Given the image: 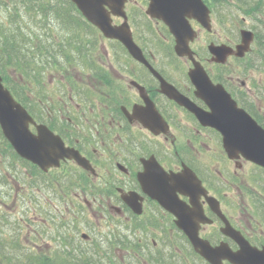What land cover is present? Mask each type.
<instances>
[{
    "label": "flooded vegetation",
    "instance_id": "obj_1",
    "mask_svg": "<svg viewBox=\"0 0 264 264\" xmlns=\"http://www.w3.org/2000/svg\"><path fill=\"white\" fill-rule=\"evenodd\" d=\"M149 4L150 0H125L123 5L141 49L140 59L118 40L99 32L101 39L121 46L125 57L119 56L117 64H106L98 56L102 64L96 60L93 65L80 64L75 56L71 64L44 72L48 78L42 84L37 79L30 83V89L40 92V97L31 98L28 109L36 124H45L87 164L66 158L47 171L36 166L51 190L46 199L51 209L47 215L50 228L61 232L48 237L45 249L33 240L30 251L34 258H40L37 254L44 250L49 264H210L197 252V239L192 235L212 246L227 243L236 250L235 240L222 231L226 221L252 245L264 244V238L254 236L258 222L255 226L250 222L249 230L235 219L244 207L243 202L239 205L244 187L238 169L251 162L242 156L230 159L221 134L163 90L160 78L197 107L209 110L195 94L189 57L175 54L174 33L162 19L148 14ZM110 18L114 25L125 20L113 12ZM83 20L92 23L85 16ZM191 21L199 28L196 20ZM198 37L199 30L190 46ZM163 39L165 48L157 42ZM240 41L238 33L225 43L235 46ZM207 42L224 43L216 38ZM191 48L213 82L222 83L238 101L243 98L242 89L248 86H239L232 80L239 77L225 69L233 60L242 72V58L229 55L225 64L215 63L204 44ZM170 53L178 58L181 69L175 67ZM256 91L248 88L247 93ZM32 131L37 133L35 125ZM179 173L184 176L169 178ZM250 179L254 188L245 190L264 220V203L259 198L264 183L256 177ZM60 180L70 184L71 191L64 192ZM13 187L15 201L19 189L16 184ZM231 189L235 194L228 199ZM4 246L1 242V264H5Z\"/></svg>",
    "mask_w": 264,
    "mask_h": 264
},
{
    "label": "water",
    "instance_id": "obj_2",
    "mask_svg": "<svg viewBox=\"0 0 264 264\" xmlns=\"http://www.w3.org/2000/svg\"><path fill=\"white\" fill-rule=\"evenodd\" d=\"M72 1L105 37L120 40L135 58H141V50L133 40L127 21L125 20L120 25H113L111 22L110 12L122 15L126 19L123 11L125 0ZM147 12L153 17L163 19L169 25L176 37L175 51L181 56H188L192 61L193 67L189 71L190 80L196 87L195 94L207 104L209 110L197 107L160 78L165 93L189 108L202 124L217 129L222 134L223 147L230 158L243 156L264 167V127L237 104L221 83L212 82L200 62L195 60L193 51L189 47V42L196 36L189 19L198 20L210 30L208 7L202 0H150ZM241 36V43L235 48L226 44L210 43L208 48L213 54L211 60L223 63L230 54L243 56L250 49L253 32L243 29ZM30 124H35V121L26 108L4 86L0 76V127L15 151L43 170L58 166L60 160L66 158L74 159L87 167L80 153L65 146L59 135L43 124L36 125L37 134H34L30 129ZM182 176L184 173L170 175L169 178H182ZM222 231L239 244V249L233 251L227 243L214 247L206 241L201 242L198 236L192 235L197 239L195 241L196 250L212 264H222L224 259L233 264H264V247L259 249L250 245L228 221Z\"/></svg>",
    "mask_w": 264,
    "mask_h": 264
},
{
    "label": "trees",
    "instance_id": "obj_3",
    "mask_svg": "<svg viewBox=\"0 0 264 264\" xmlns=\"http://www.w3.org/2000/svg\"><path fill=\"white\" fill-rule=\"evenodd\" d=\"M206 1L215 14L222 15L226 9H230L233 13L237 9L250 18H255V24L251 26L255 32V41L246 60L250 63L247 65L256 64L264 73V21L261 19L264 13V0ZM59 25L63 27L66 34L58 30ZM98 33L99 31L93 25L83 20V16L70 0H0V73L5 84L29 109V98L23 92L29 90L27 82L31 79L32 71L36 70L40 80L46 67L55 68L66 63L71 64L75 56L82 61L80 64H90L92 58L88 59L87 53H95L98 49L94 43L98 41ZM9 69L17 70L24 81L13 83L9 73L8 75L4 73ZM255 86L253 88L254 91L257 90L255 96L263 99L264 95L260 90L264 91V81ZM242 96L243 100L239 99L240 104L264 126V107H259L250 95L243 93ZM0 153L8 157L7 162L13 167L18 165H21L22 169L26 167L28 172L22 173L24 175L26 173L28 180L32 177L31 183L36 176H42L43 173L35 165L15 153L2 135L1 129ZM8 168L0 167L2 178H7ZM16 180L19 181V175ZM5 194L8 196L9 192L6 190ZM3 218L2 212L0 222ZM15 221L19 231L26 223L30 225L26 217L17 218ZM6 239L7 237L3 235V240ZM22 249L26 252L25 246H22Z\"/></svg>",
    "mask_w": 264,
    "mask_h": 264
},
{
    "label": "rangeland",
    "instance_id": "obj_4",
    "mask_svg": "<svg viewBox=\"0 0 264 264\" xmlns=\"http://www.w3.org/2000/svg\"><path fill=\"white\" fill-rule=\"evenodd\" d=\"M229 6V5H227ZM215 13V12H214ZM227 13V14H226ZM3 18H5V14H3ZM261 19L264 21V13L261 15ZM252 24H255V18L252 19L249 16L243 14L240 10L235 9L234 12L230 9H226V12H223L221 14H214L212 16V32L209 33L203 28H197L199 30V37L197 40L193 43L192 47L196 49V47H199L200 45L206 47V44L208 43V40H211L213 38L219 39L222 42H225L227 39L236 37L239 33V29L241 27H248L252 28ZM58 30L64 34L66 32L64 31L62 26H58ZM136 37H137V31ZM97 36V35H96ZM95 36V38H96ZM98 41L94 42L96 43V46L98 49L96 50V53H87V58L91 59L92 62H90L91 65L96 64L93 62L96 60L98 63L102 64L98 59H102L106 64L115 63L117 64V59L119 56H124L123 52L120 51V45L118 43L115 44V41L111 40H103L99 36ZM139 38V35H138ZM136 40H138L136 38ZM140 41V40H139ZM98 42V43H97ZM160 45H162L165 48L166 42L163 39L162 41H157ZM171 59L174 62L175 67L177 69H181V66L179 63L178 58H175L174 54L170 53ZM125 57V56H124ZM59 59L61 57H58ZM124 61V60H123ZM161 61V60H160ZM120 62V61H119ZM182 62L185 64V62L182 60ZM250 64L248 61L243 62V67L245 70L241 72V69L237 67V63L233 60H229L227 63L228 71L233 74V77L238 76L239 79L232 78L233 81L237 83H241V81H244L247 86H251L254 84L255 81H260L263 78V73L260 71V69H254L253 67L246 68L245 65ZM62 65V64H61ZM52 67H49L51 69ZM5 75L11 76L14 82H22V78L19 76L18 71L15 69H9L4 71ZM48 76L45 77L47 79ZM235 85V84H234ZM236 86V85H235ZM240 86V84H239ZM262 93V92H261ZM254 97V96H253ZM248 100V98H247ZM8 157L4 154L0 153V167H12L13 165H10L7 162ZM234 165L232 164V168ZM9 169V168H8ZM215 168L213 167V170ZM222 170V168H221ZM28 172V169L24 167L21 168V165L15 167L14 171H12L10 174L8 173V180L7 178L0 177V184L8 182H12V178L16 180V177L18 178L19 175V181L16 180V187L19 189V195L14 201L13 199V192H15L14 187L10 186V188H7L6 190L9 192V195L6 194L3 195V192L0 188V197L3 199L1 201L0 198V213L4 211V218L0 222V241H2L3 235L7 237L8 242H11L12 247L7 250V253L10 258L21 259V262H24L23 264H29V257H32V251H29V248L31 247V243L33 240H36L38 242V245L40 244V247H45V242L48 239V237L52 236L53 234H57L61 232L59 229H53L50 228L49 221H48V214L50 209L49 202L46 203L47 194H50L51 190L49 187H47L46 179L44 176H36L32 181V177L30 180L27 179V175L22 172ZM223 171V170H222ZM238 175L240 176L241 181L243 182L244 191L240 193L239 197V205H241V202H243L244 207L238 210V217H235L237 219L236 221L246 224L250 230L251 224H256L258 222V228L254 233L255 237L260 238V240L263 241L264 238V220H262L258 212H255L256 206L254 205V201H251L250 192L246 191L245 189L252 191L254 186L251 183V177L260 179L262 183H264V172L261 169H258L254 166H251V163H243L242 168L238 169ZM13 173L15 174L13 176ZM17 173V174H16ZM255 177H254V176ZM61 183L65 187H61L64 192L71 191L69 189L70 184H67L65 181L60 180ZM258 187L261 186L260 183L255 182ZM229 196L228 199H232V195H234L233 189L228 190ZM4 196V197H3ZM16 196V195H15ZM14 196V197H15ZM260 200L264 203V194L260 195ZM56 204L61 203V200H55ZM64 202V201H63ZM257 206H258V202ZM259 208V206H258ZM260 212L263 214V211L260 210ZM47 213V214H46ZM59 218H60V214ZM20 217H26L29 219V224L26 223L20 231L17 230L16 226V219ZM32 221V223H31ZM251 222V224H250ZM58 223V221H57ZM34 224V225H33ZM255 226V225H254ZM56 236V235H54ZM22 246H25L26 252H23ZM30 246V247H28ZM14 250H13V249ZM45 249V248H44ZM43 251L41 250V254H37L38 257L43 256ZM10 252V253H9ZM5 261V260H4ZM0 260V264H1Z\"/></svg>",
    "mask_w": 264,
    "mask_h": 264
},
{
    "label": "bare ground",
    "instance_id": "obj_5",
    "mask_svg": "<svg viewBox=\"0 0 264 264\" xmlns=\"http://www.w3.org/2000/svg\"><path fill=\"white\" fill-rule=\"evenodd\" d=\"M255 49V48H254ZM256 51V50H255ZM256 52H254V54H255ZM260 57V56H259ZM257 59V58H256ZM260 59V58H259ZM257 61V60H256ZM45 67V66H44ZM49 67L50 66H48V67H46V69H45V73H47L48 71H49ZM47 71V72H46ZM41 78H40V80H38V76L36 75V70H33L32 71V73H31V79H30V81L29 82H27V85L29 86V90H27V91H24L23 93L24 94H26L27 95V97L29 98V102H31L32 103V101H30L31 100V98L32 97H37V96H39L40 97V92H39V90H37V89H30V83L33 81V80H35V79H37V81H38V83H41L42 84V81L44 82L45 81V78H44V75L43 74H41V76H40ZM46 77V76H45ZM22 78V82L24 81L23 80V77H21ZM264 81V73H263V78L261 79V81ZM41 84H39V87H40V89H41ZM260 92H263V95H264V91H261L260 90ZM261 95V94H260ZM261 97V96H260ZM262 98V97H261ZM261 98H259V100H258V102H257V104H258V106L259 107H264V101H263V99H264V97H263V99H261ZM245 99V98H244ZM262 104V105H261ZM14 169H15V166L13 167H9V174L12 172V171H14ZM12 174V173H11ZM17 174V173H16ZM15 174L13 173V176H14ZM1 177V176H0ZM4 179V178H3ZM12 179H14V178H12ZM3 183H1L0 184V188H1V190H5V189H7V188H10V186H12L13 187V185H11V184H9L8 182H4V181H2ZM228 242V241H227ZM233 242V241H232ZM232 244V243H231ZM230 244V245H231ZM231 247V246H230ZM232 248V247H231ZM238 248V247H237ZM13 249V248H12ZM234 249V248H233ZM14 250V249H13ZM235 250V249H234ZM10 253V252H9ZM5 264H23L24 262H21V259L20 258H18V259H15V258H10L9 257V255L8 254H6V257H5ZM29 264H49L48 262H46L45 261V259H44V256H42V257H40V258H34V257H29ZM54 264V263H53ZM58 264H61V263H58Z\"/></svg>",
    "mask_w": 264,
    "mask_h": 264
}]
</instances>
